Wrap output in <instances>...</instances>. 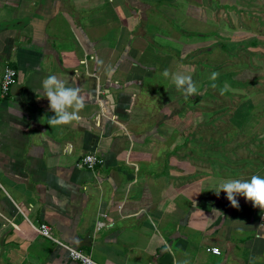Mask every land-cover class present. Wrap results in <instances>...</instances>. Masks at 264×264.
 <instances>
[{"label":"crops","instance_id":"1","mask_svg":"<svg viewBox=\"0 0 264 264\" xmlns=\"http://www.w3.org/2000/svg\"><path fill=\"white\" fill-rule=\"evenodd\" d=\"M75 1L67 9L66 0H0V77L6 64L18 72L0 95V264H80L37 231L41 223L100 264H264V210L217 196L228 178L187 166L185 147L169 152L172 165L159 163L185 117L168 112L167 129L134 117L142 80L123 29L149 0H124L127 17L114 10L121 25L108 44L104 7L92 8L90 22ZM48 75L80 89L78 121L48 123L55 113L36 92ZM90 152L102 159L94 170L78 164Z\"/></svg>","mask_w":264,"mask_h":264},{"label":"rangeland","instance_id":"2","mask_svg":"<svg viewBox=\"0 0 264 264\" xmlns=\"http://www.w3.org/2000/svg\"><path fill=\"white\" fill-rule=\"evenodd\" d=\"M75 2L66 0V8L73 9ZM149 2L143 14L124 0H84L79 6L90 22L92 8L104 7L100 19L104 44L116 39L121 25L115 9L121 17H127L130 8L139 13H131L139 20L133 21V28L123 29L122 40L128 54L135 56L139 68L133 70L142 80L133 85L144 97L138 95L134 117L147 118L152 127L161 123V129L168 127L163 121L168 112L186 120L184 133L175 132L179 139L175 137L172 147H163L159 163L172 165L177 158L169 152L185 147L186 165H197L196 172L198 167L202 172L209 169L221 180L264 176V0ZM165 69L190 75L199 94L185 99L183 91L163 76ZM213 72L220 74L217 88L211 87ZM225 81L230 90L222 95ZM237 168L240 173L229 170ZM212 182L215 185L216 178ZM241 208L244 214L249 212Z\"/></svg>","mask_w":264,"mask_h":264},{"label":"clouds","instance_id":"3","mask_svg":"<svg viewBox=\"0 0 264 264\" xmlns=\"http://www.w3.org/2000/svg\"><path fill=\"white\" fill-rule=\"evenodd\" d=\"M219 75L218 72L212 73V88L218 87L215 81ZM163 76L170 78L176 88L183 91L185 99L199 94L190 75L174 73L165 69ZM229 90L230 85L225 81L220 92L223 95ZM36 92L38 96L42 95L48 99L50 109L55 113L48 120L51 126L70 125L81 118L79 114L84 109L85 102L79 88L68 86L64 80L56 75H48L43 79L41 89ZM214 191L217 196L221 192L226 193L227 199L233 207H239L236 197L243 196L255 207L264 210V176L253 175L250 179H228L221 182Z\"/></svg>","mask_w":264,"mask_h":264},{"label":"built area","instance_id":"4","mask_svg":"<svg viewBox=\"0 0 264 264\" xmlns=\"http://www.w3.org/2000/svg\"><path fill=\"white\" fill-rule=\"evenodd\" d=\"M18 79V72L17 69L12 66L11 64H6L4 71L0 77V95L5 97L9 94L11 87L17 82ZM102 162V159L96 155L95 153H87L83 157H81L79 161V165H84L90 170H94L97 165ZM105 218H107V214H103ZM105 221H98V227L105 225ZM37 231L43 235L44 237L52 240L53 242L57 243L58 245L64 247L67 251L69 256L73 259L78 261L80 264H100L94 259H92L89 255L85 254L80 249L71 246L64 241L60 240L59 238L55 237L52 233V228L47 223H41L37 227ZM208 251H211L215 254H221V250L217 246H211L207 248Z\"/></svg>","mask_w":264,"mask_h":264}]
</instances>
